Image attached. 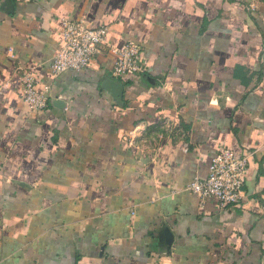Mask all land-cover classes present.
I'll use <instances>...</instances> for the list:
<instances>
[{
	"label": "crops",
	"instance_id": "0c3cea01",
	"mask_svg": "<svg viewBox=\"0 0 264 264\" xmlns=\"http://www.w3.org/2000/svg\"><path fill=\"white\" fill-rule=\"evenodd\" d=\"M64 19L141 43L146 72L105 47L55 77ZM222 148L249 153L228 208L187 190ZM263 177L264 0H0V264H264Z\"/></svg>",
	"mask_w": 264,
	"mask_h": 264
},
{
	"label": "built area",
	"instance_id": "2783aa9c",
	"mask_svg": "<svg viewBox=\"0 0 264 264\" xmlns=\"http://www.w3.org/2000/svg\"><path fill=\"white\" fill-rule=\"evenodd\" d=\"M63 45L54 57L51 73L57 77L66 71H80L88 68L106 47L114 56V76L126 74L141 75L146 72L142 58L141 43L129 39L120 46L108 43V26L92 27L83 19L63 20ZM22 99L32 111H40L53 100L49 86L37 88V77L33 71L21 66ZM134 131L125 133L130 145L134 142ZM249 164V153L238 156L228 148H222L211 160L209 173L205 178L196 177L187 185V190L199 197L201 203L215 198L221 208L238 204L244 197L245 172ZM264 179V177H263ZM264 191V183H263Z\"/></svg>",
	"mask_w": 264,
	"mask_h": 264
},
{
	"label": "water",
	"instance_id": "95a60500",
	"mask_svg": "<svg viewBox=\"0 0 264 264\" xmlns=\"http://www.w3.org/2000/svg\"><path fill=\"white\" fill-rule=\"evenodd\" d=\"M164 232H165V239L167 241L168 244H171V242L173 241V234L170 231L169 227L167 225L164 226Z\"/></svg>",
	"mask_w": 264,
	"mask_h": 264
}]
</instances>
